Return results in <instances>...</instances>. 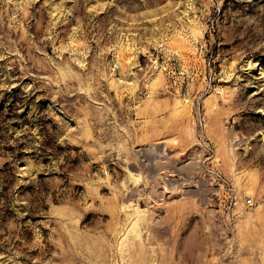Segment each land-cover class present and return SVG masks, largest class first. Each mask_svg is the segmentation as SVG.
Listing matches in <instances>:
<instances>
[{"label": "rangeland", "instance_id": "374dc122", "mask_svg": "<svg viewBox=\"0 0 264 264\" xmlns=\"http://www.w3.org/2000/svg\"><path fill=\"white\" fill-rule=\"evenodd\" d=\"M0 264H264V0H0Z\"/></svg>", "mask_w": 264, "mask_h": 264}, {"label": "built area", "instance_id": "2783aa9c", "mask_svg": "<svg viewBox=\"0 0 264 264\" xmlns=\"http://www.w3.org/2000/svg\"><path fill=\"white\" fill-rule=\"evenodd\" d=\"M248 204H249V205H251V204H252V201H251V200H250V201H248Z\"/></svg>", "mask_w": 264, "mask_h": 264}]
</instances>
